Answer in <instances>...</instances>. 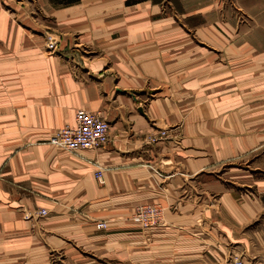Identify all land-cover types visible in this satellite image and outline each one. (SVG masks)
Wrapping results in <instances>:
<instances>
[{"label": "crops", "instance_id": "0c3cea01", "mask_svg": "<svg viewBox=\"0 0 264 264\" xmlns=\"http://www.w3.org/2000/svg\"><path fill=\"white\" fill-rule=\"evenodd\" d=\"M128 1L60 7L49 56L0 3V264H233L232 252L264 264L254 229L264 204L237 192V167L219 177L264 135L248 136L258 129L247 126L244 82L245 68L264 81V0H246L255 25L243 36L212 22L217 0H175L181 25L159 20L163 0ZM80 110L108 120V146L50 145ZM155 127L169 139L148 144ZM142 205H161L166 225L130 222ZM41 209L49 214L26 218Z\"/></svg>", "mask_w": 264, "mask_h": 264}, {"label": "rangeland", "instance_id": "374dc122", "mask_svg": "<svg viewBox=\"0 0 264 264\" xmlns=\"http://www.w3.org/2000/svg\"><path fill=\"white\" fill-rule=\"evenodd\" d=\"M254 1L260 2L261 0H250L249 2H254ZM217 2L218 3L215 2L217 4V7L216 4L214 3L215 14H214V19L212 20L213 23L228 21L231 22L233 25H236V27H240L241 25V36L244 35L245 30L247 31V34L250 33L251 35L253 31V26L255 25V23L253 22L255 17L252 14L253 11L251 10L252 7L250 6L251 4L249 2L247 3L246 0H217ZM0 3L3 5L5 11H7V13L11 16L12 20H16V21L27 20L29 24H32V28L35 30L37 35L42 39V43L44 44L43 52L45 55L49 56L56 54V53H50L47 50L48 36L54 35L55 37L58 38L59 42H61V31L59 28H57L58 26L56 24V18L58 16L56 12L59 10L60 6H57L54 0H0ZM161 3L162 4L160 5L159 9L161 10L160 15L162 17L159 15V20L163 19L164 21L162 22L165 25L189 24V21L188 19H186V17L179 16V11L175 7V0H163ZM249 10L252 12H250ZM187 34L192 38L195 35L192 32H187ZM195 38L198 39V37ZM242 39H244V37ZM218 49L219 48L214 49L212 51H214L215 53H222L221 50ZM244 62L245 61H243V63ZM246 70L248 69L246 68L244 69L245 96H247L246 111H247V120H249L247 126L253 128V131H255V129H258L257 130L258 132L256 133L248 132V136L250 135L255 136L260 133L261 127L264 130V124L258 121L259 120L258 105L260 106V103L264 102V97L259 96L260 94L259 91L261 90L260 88L261 83H264V81L261 72H257L255 70L252 73L249 70L248 71ZM162 132L167 133V136H162L164 139L156 142L151 140L152 138L160 139ZM262 132L264 134V131ZM169 135L170 133L167 130L155 127L147 136V143L155 145L157 143L169 139ZM248 141H249V156L244 155V157H240L238 161L234 162L230 166H224V168L221 170L222 173L219 174V177L221 176L222 179L232 177V174L230 176L228 174L231 172L230 168L237 167L238 171L240 172V174L237 175L239 176L240 179L237 192L240 194L251 192L252 199L257 200L259 203L262 201V203L264 204V135L262 139L252 138V139H248ZM157 171L160 172L161 170L157 169ZM224 173L225 174L227 173V175H222ZM137 209L138 207L136 208V211ZM259 214L260 215L254 220L255 244L257 247L256 259L260 258L261 256L264 257V209ZM132 216L130 217L131 218L130 222L135 223L133 221ZM102 224H105V227H103ZM135 225L140 227L139 224L137 223H135ZM165 225H166V218L164 220L163 225L159 227H163ZM98 228L100 230H106L108 228V223L101 222L100 224H98ZM140 229L142 231L144 230L142 229V227H140ZM39 238L41 237H38V239ZM260 247H262L263 249ZM232 248H235V246L232 245L229 247V249ZM56 256L59 257V254H57ZM236 258H238V256H235L234 253L232 252V254L229 257V260L234 264ZM100 263L125 264L122 262L110 263L104 259L100 260Z\"/></svg>", "mask_w": 264, "mask_h": 264}, {"label": "built area", "instance_id": "2783aa9c", "mask_svg": "<svg viewBox=\"0 0 264 264\" xmlns=\"http://www.w3.org/2000/svg\"><path fill=\"white\" fill-rule=\"evenodd\" d=\"M60 42L54 35L48 36L47 50L50 53H57ZM76 125L65 126L49 139V144L71 153H79L81 151H92L103 149L110 143L111 130L107 119L100 113H90L80 110L76 114ZM167 133L162 132L160 139H151L154 142L164 139ZM96 178L102 180L104 175L101 169L96 171ZM48 214L46 209L38 210L26 214L27 219L44 217ZM133 221L139 224L142 229L149 231L163 225L165 217L164 210L161 205H143L139 207L132 216ZM101 226V225H100ZM105 227V224H102ZM234 264H246L241 258H236Z\"/></svg>", "mask_w": 264, "mask_h": 264}, {"label": "trees", "instance_id": "16d2710c", "mask_svg": "<svg viewBox=\"0 0 264 264\" xmlns=\"http://www.w3.org/2000/svg\"><path fill=\"white\" fill-rule=\"evenodd\" d=\"M55 1V4L57 5V6H60V7H62V6H72V5H75V4H77L80 0H54ZM140 0H136V1H134V0H130V1H128L127 3L128 4H132V5H135L136 3H138Z\"/></svg>", "mask_w": 264, "mask_h": 264}]
</instances>
